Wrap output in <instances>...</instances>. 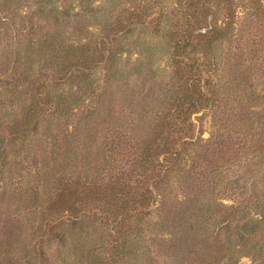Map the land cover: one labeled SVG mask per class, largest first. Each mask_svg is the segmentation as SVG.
Returning a JSON list of instances; mask_svg holds the SVG:
<instances>
[{"label":"rangeland","instance_id":"1","mask_svg":"<svg viewBox=\"0 0 264 264\" xmlns=\"http://www.w3.org/2000/svg\"><path fill=\"white\" fill-rule=\"evenodd\" d=\"M0 264H264V0H0Z\"/></svg>","mask_w":264,"mask_h":264},{"label":"trees","instance_id":"2","mask_svg":"<svg viewBox=\"0 0 264 264\" xmlns=\"http://www.w3.org/2000/svg\"><path fill=\"white\" fill-rule=\"evenodd\" d=\"M131 15L132 17L129 24L137 25L141 29L150 25L147 18H144L140 14L132 13ZM162 17L163 14L161 12L160 19H156L151 25L153 30H160ZM183 19L185 20L182 26L176 25L174 26V29L168 33V37L174 43L177 51L186 52L188 49H197L201 45L200 39L210 36L213 32H215L212 28H207L208 30L206 29V31H204L205 28L203 27V23L198 21L193 14L185 15L184 13ZM193 23H199V25H195ZM189 65L191 66L192 72L199 75L197 80L193 78L192 83H190L191 91L193 93L192 95L195 99H193L190 103L188 102L183 105H179V110L175 118V121H178L177 124L182 127V131H185V133L193 132V125L191 123L193 114L197 111L203 110L205 107L211 108L214 104V99L208 90V82H205L204 85L200 84L208 72V70H205L207 67L205 58L202 57L195 59ZM165 146V157L162 164L155 167L170 170V168H172L180 159L182 153L180 152L179 147L175 145L169 144ZM124 197L125 199H128L130 197L129 193L126 192ZM153 198L154 195L151 191L143 190L142 195L140 194L141 200L139 201L135 198V201L133 200V203L131 204V209L122 208V217L129 222H131L130 219H137L139 222L142 221L143 210L145 206L150 205ZM110 202H114L113 199H110ZM107 204H109L108 201Z\"/></svg>","mask_w":264,"mask_h":264}]
</instances>
